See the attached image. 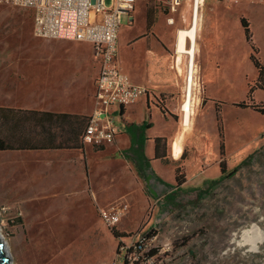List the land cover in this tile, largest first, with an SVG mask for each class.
<instances>
[{"label":"rangeland","instance_id":"1","mask_svg":"<svg viewBox=\"0 0 264 264\" xmlns=\"http://www.w3.org/2000/svg\"><path fill=\"white\" fill-rule=\"evenodd\" d=\"M146 1L152 7L156 5L162 9L169 19L175 17V24H180L176 27L175 38L180 29L190 27L192 6L184 7L185 1L176 11L170 8L171 0ZM105 2L111 5L112 0ZM189 3L192 5L193 0H189ZM232 7L235 9L228 15L233 18L234 24L239 11L236 5ZM246 10L248 17L259 15L250 6ZM143 13L144 7L142 9L138 0L135 26L130 28L127 14L122 17L121 53L125 56H132L126 41L134 29L144 27ZM21 34L24 35L22 42ZM39 39L33 35L32 10L0 4V54L31 52L32 45H36ZM140 48L139 44L134 48V58L143 54ZM181 58L177 70L169 67L177 80V84L174 82L175 91L181 96L176 113L172 115L177 123L176 129L180 131L184 127L182 105L186 95L188 55L183 53ZM245 61L250 62L241 55L239 60H229L222 65V68H226L223 73L225 77L218 78V81L224 82L230 77L234 81V90L219 88L214 84L212 89L217 92L213 94L221 99L216 101V107L217 104L221 107L225 141H229L226 157L228 169L232 170L249 156L251 159L236 174L227 176L213 188L214 181L220 179L219 175L212 177L217 153H200L205 157L201 161L203 169L193 174L192 181L185 183L172 196H166L170 188L164 186L160 192L159 189L163 187H154L153 177L148 183L146 177L139 182L143 178L139 175V187L136 189L139 196L135 199L145 204H130L126 196L117 199H126L130 204V212L123 220L135 216L134 229L129 231L121 230L120 224L113 229L105 226L100 220L98 207L87 214L80 212L79 206L71 204L69 196H63L64 190L52 191L48 195L47 191L33 189V183L25 180L30 176L24 175L23 169L18 166L15 153H10L12 156L9 160L5 156L7 153L0 150V231L11 245L13 263L104 264L115 255L121 236L141 228L148 237L143 257H152V264H264V237L259 240L258 233L253 231L257 227L264 233V114L233 103V100L244 96L246 73L241 74V69L235 70V67H244ZM246 75L249 81L256 79L250 78V71ZM196 80L201 88L196 86L193 93L195 112L192 123L198 119V126L208 129L204 142L209 149L212 127L217 123L216 108L214 113L213 105H205L207 95L198 76ZM258 90L254 93V102L264 105V94L262 96ZM246 97L247 93L243 100ZM224 103L226 105L222 107ZM187 133L182 140L186 139ZM158 184L161 186L160 182ZM140 196L143 200H140ZM115 231L120 234L119 237L114 234ZM245 231H249L247 237Z\"/></svg>","mask_w":264,"mask_h":264},{"label":"crops","instance_id":"2","mask_svg":"<svg viewBox=\"0 0 264 264\" xmlns=\"http://www.w3.org/2000/svg\"><path fill=\"white\" fill-rule=\"evenodd\" d=\"M184 1L186 2L184 7L192 6V20L194 2L190 5L189 0ZM252 1L203 0L200 6V27L194 59L195 77L200 78V83L207 95L205 105H213L214 113L216 101L221 99L213 94L217 92L212 89V85L234 90V81L230 77L224 82L218 81V78L225 77L223 73L226 68H222L224 63L229 60L235 62L242 55L244 60L248 59L250 62H243L244 67L238 66L235 70L240 71L241 69V74H247V71H250L252 80L258 74L250 60L251 46L242 26V17H246L250 22L254 42L264 62V4L252 3ZM140 2L142 9L144 7V27L140 30L134 29L126 41V46L132 53L130 57L121 53L122 25L119 38V58L123 70L129 74L132 81L148 87L149 92L138 101L119 110L117 120L122 131L116 135L113 143L97 146L84 144L83 148L70 149L1 151V153H7L5 156L9 160L12 156L10 153H15L17 164L23 169L24 175L29 174L30 177L25 180L33 183V189L47 191L48 195L52 191L64 190L63 196H69L71 204L74 207L79 206L82 213L87 214L96 210L97 207L101 208L121 196L129 198L130 204H139L138 206L145 204L135 199L139 196L136 190L139 187L138 183L143 182L144 177L140 178L141 181L138 180L140 174L130 151L133 141H140L138 130L133 126L141 125L145 121L150 123L145 131L144 141L145 154L150 159L151 165V168L146 169L145 181L147 183L153 177L154 187H163L159 189L162 192L166 185L160 182V186L156 176L174 184L177 165L183 167L186 183L191 182L193 174L200 171V168L203 169L201 161L205 157L199 154L209 153V151L217 153L216 159L218 158L212 166V177L221 175L217 123L215 127H212L211 148L208 149L204 142L208 129L198 126V119L194 124L192 123L190 130L184 131L183 127L180 131L176 129L177 123L172 116L176 113L175 109L181 97L175 91L176 77L175 75L173 77V72L169 69L177 53L175 30L180 24H175V17L169 19L162 9L154 5L155 22L148 31L149 4L146 0H140ZM137 3L138 0L135 1L134 19L131 24L129 23L130 28L135 26ZM240 4H245V6H240ZM235 5L239 13L235 15L237 22L233 24V18L228 13L230 14L235 9L232 7ZM256 5H261V7L256 8ZM249 6L259 12V15L253 18L246 16V9ZM23 39L24 35L21 34V42ZM137 44L141 46L140 49H143V54L134 58L136 56L134 48ZM181 59L178 61L181 62ZM97 74L98 65L90 43L41 38L36 41V45H32L31 52L0 54V106L90 116L95 107ZM246 74L245 87H243L244 96L239 100H233V103L243 100L246 96L249 86ZM258 92L263 96L262 90L259 89ZM164 102L167 112H164L161 107ZM225 105L224 103L222 107ZM215 128L216 131H214ZM186 133L188 134L186 139L182 140ZM157 137H164L168 141L167 160L155 158ZM177 142L181 144L182 150L179 155L175 156L174 146ZM225 142L226 151L229 153L228 139ZM139 198L143 200L141 196ZM136 205L133 206L136 207ZM134 220V215L123 220L120 223L121 230L134 229ZM113 257L104 264L112 261Z\"/></svg>","mask_w":264,"mask_h":264},{"label":"built area","instance_id":"3","mask_svg":"<svg viewBox=\"0 0 264 264\" xmlns=\"http://www.w3.org/2000/svg\"><path fill=\"white\" fill-rule=\"evenodd\" d=\"M136 0H0L32 10L33 34L42 39H65L88 42L92 45L96 76L95 107L83 135L88 145L113 143L122 128L117 120L119 110L138 101L149 92L148 87L135 84L122 66L119 58V38L122 17L133 22ZM184 0H171L170 8L178 10ZM238 1V0H229ZM264 2V0H253ZM182 62V59H181ZM178 53L171 61V68L181 65ZM197 80L193 87L196 88ZM188 88V76L186 78ZM130 212L128 200L121 199L99 208L102 222L110 229L117 227ZM148 237L140 228L120 237L117 251L107 264H152V257L144 258Z\"/></svg>","mask_w":264,"mask_h":264},{"label":"trees","instance_id":"4","mask_svg":"<svg viewBox=\"0 0 264 264\" xmlns=\"http://www.w3.org/2000/svg\"><path fill=\"white\" fill-rule=\"evenodd\" d=\"M154 22V9L149 5L147 11L148 31L151 30ZM241 22L247 41L251 46L250 59L257 69L258 74L254 81H249L246 99L235 104L241 107H251L264 114V105L254 102L255 91L258 89L264 91V62L259 56V48L254 42L249 20L246 17H242ZM161 107L164 112L167 111L164 105ZM89 119L90 116L87 115L0 106V150L83 148L85 144L83 135ZM216 119L220 138L219 156L221 175L219 180L214 181L213 188L227 176L236 174L251 159L249 156L243 159L232 170L228 169L224 124L222 123L221 107L218 104L216 107ZM149 126L150 123L147 121L141 125L133 126V128L138 130L140 141H133L130 151L132 152V158L137 166L138 172L142 177H146V169L151 168L150 159L147 158L144 148V141L146 139L145 131ZM155 140V158L167 160V139L157 137ZM156 179L171 189L166 196H172L177 190L184 187L187 181L181 165H177L176 167V183H168L159 176H156ZM114 234L117 237L120 236L116 231Z\"/></svg>","mask_w":264,"mask_h":264},{"label":"bare ground","instance_id":"5","mask_svg":"<svg viewBox=\"0 0 264 264\" xmlns=\"http://www.w3.org/2000/svg\"><path fill=\"white\" fill-rule=\"evenodd\" d=\"M193 2L194 3H193V10H192L191 25L189 28L180 29L177 35V53H179L178 60H180L183 53L188 55V69H187L188 88L186 84V95H185V100L182 105V110L184 112L183 113L184 131L190 130L192 126L193 114L195 112L193 108V104H194L193 103L194 102L193 86L196 81V77H195L196 66H195L194 59H195V54L197 51V36H198V30L200 27V18H201L200 6L203 0H193ZM188 41L190 43L189 46H188ZM196 85H197V82H196ZM181 150H182L181 144L177 142L174 146L175 156L179 155ZM253 231L255 233H258L257 238L259 240H261L264 237V233L260 231L257 227H254ZM248 233L249 231H245L244 235L246 236ZM0 238L4 242V250H5L6 255L10 257V261L8 264H14L12 260L13 253H12L11 245L8 241L4 239L1 231H0Z\"/></svg>","mask_w":264,"mask_h":264},{"label":"water","instance_id":"6","mask_svg":"<svg viewBox=\"0 0 264 264\" xmlns=\"http://www.w3.org/2000/svg\"><path fill=\"white\" fill-rule=\"evenodd\" d=\"M10 257L6 255L4 250V242L0 238V264H8Z\"/></svg>","mask_w":264,"mask_h":264}]
</instances>
